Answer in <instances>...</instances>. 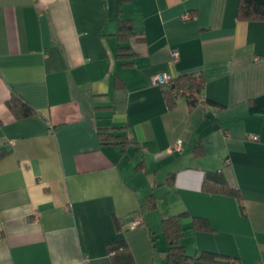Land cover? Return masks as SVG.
Instances as JSON below:
<instances>
[{
    "label": "crops",
    "instance_id": "crops-1",
    "mask_svg": "<svg viewBox=\"0 0 264 264\" xmlns=\"http://www.w3.org/2000/svg\"><path fill=\"white\" fill-rule=\"evenodd\" d=\"M238 4L0 0V264H112L121 240L136 264H169L163 219L182 213L213 228L186 230L187 254L225 257L192 264H264V21ZM121 19L138 34L130 65ZM158 73H201L205 103L170 108ZM13 95L35 113L16 118ZM117 129L125 146L100 142ZM208 171L242 200L205 192Z\"/></svg>",
    "mask_w": 264,
    "mask_h": 264
},
{
    "label": "trees",
    "instance_id": "trees-1",
    "mask_svg": "<svg viewBox=\"0 0 264 264\" xmlns=\"http://www.w3.org/2000/svg\"><path fill=\"white\" fill-rule=\"evenodd\" d=\"M237 18L241 21L247 22L264 21V0H239ZM116 36L119 42L117 53L118 58L124 60L127 65L132 64L131 59L134 57V53L128 45V42L132 38L138 36L135 32L133 21L121 19L119 21ZM140 38L142 39L143 37L141 36ZM116 85L118 88L122 86L119 81L116 82ZM204 85L205 79L201 73H191L174 77L168 85L163 86L164 95L169 107L172 108L175 105L176 99L179 98L186 99L191 108L197 106L200 103L197 97L198 95H201ZM205 101L203 103H205ZM7 106L16 118H26L35 113V111L29 107L21 97L16 95L11 97L7 102ZM117 130L119 133L100 132V142L103 145L119 144L125 146L127 144L126 135L122 133L123 129ZM196 152L199 154L198 151ZM10 153L11 150L0 148V161ZM203 190L211 194L228 196L239 201L242 200L240 192L228 185L222 171H208L204 177ZM153 207L154 204L150 199L145 208L147 210ZM142 210L141 212L143 213L144 211ZM187 219H190V225L184 227V221ZM133 220L134 219H130L129 222ZM115 222L119 231L124 228V222L120 223L117 220ZM163 228L171 242L167 251V261L169 264H192L194 261L219 262L225 260V257L208 252H202L196 256H189L185 247L180 242L186 230L212 232L213 228L207 219L190 217L188 213H182L177 216H166L163 219ZM109 252L112 264H136L130 248L124 240L111 244L109 246ZM226 260L228 262H234L231 259Z\"/></svg>",
    "mask_w": 264,
    "mask_h": 264
},
{
    "label": "built area",
    "instance_id": "built-area-1",
    "mask_svg": "<svg viewBox=\"0 0 264 264\" xmlns=\"http://www.w3.org/2000/svg\"><path fill=\"white\" fill-rule=\"evenodd\" d=\"M186 17H189V15H186ZM179 53H177L176 51L173 52L172 54V59L174 62H177L179 60ZM173 80V77L168 74V73H158V74H155L151 77V83L153 85H160V86H165V85H168L171 81ZM198 101L200 103H203L205 101V98L203 97V95H198L197 97ZM251 139L253 140H257L258 137L257 136H252ZM175 148L178 149V150H181L182 149V142L181 141H178L175 145ZM142 223V219L140 218H136L135 220L129 222L128 224H126V227L127 228H135L137 225L141 224Z\"/></svg>",
    "mask_w": 264,
    "mask_h": 264
}]
</instances>
